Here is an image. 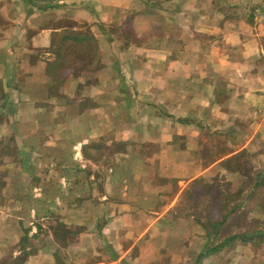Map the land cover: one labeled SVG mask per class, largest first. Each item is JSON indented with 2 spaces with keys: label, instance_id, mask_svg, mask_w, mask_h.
<instances>
[{
  "label": "crops",
  "instance_id": "1",
  "mask_svg": "<svg viewBox=\"0 0 264 264\" xmlns=\"http://www.w3.org/2000/svg\"><path fill=\"white\" fill-rule=\"evenodd\" d=\"M259 145L264 0H0V264H150L160 209Z\"/></svg>",
  "mask_w": 264,
  "mask_h": 264
},
{
  "label": "rangeland",
  "instance_id": "2",
  "mask_svg": "<svg viewBox=\"0 0 264 264\" xmlns=\"http://www.w3.org/2000/svg\"><path fill=\"white\" fill-rule=\"evenodd\" d=\"M91 47L94 48L95 44ZM95 51L96 49H92L90 55ZM107 149L111 151L113 147L104 151L107 152ZM110 163L107 161L104 164ZM230 165V176L196 178L187 185L183 184L182 187H185L176 206L170 211L160 209L165 224L160 223L150 237L151 244L155 245L157 253L159 252L158 258L150 264H264V234L252 236L251 239L247 236L245 241L232 240L219 251L199 258L206 243L211 242L209 244L214 245L228 235L238 232L251 234L258 229V232L264 233V182L254 185L259 182L261 176L264 178V145L240 152ZM101 182L102 180H98L97 185L100 186ZM174 186L176 187L175 183ZM225 215L224 224L212 232L213 224L222 220ZM166 220H169L170 224H167ZM57 221L54 213L44 220L47 236L53 223H56V226ZM58 227L60 226L57 225L56 228ZM78 228L83 233H95L97 237L107 235V232L101 233V225ZM209 233L213 234L210 238ZM144 237L147 238L146 235ZM99 241L91 243L90 247L87 243L78 246L83 255L79 257L81 263L92 251L90 249H93V252L103 251L104 247L108 249L101 238ZM60 244L66 245L65 241ZM46 245L50 253L56 243L48 236Z\"/></svg>",
  "mask_w": 264,
  "mask_h": 264
},
{
  "label": "trees",
  "instance_id": "3",
  "mask_svg": "<svg viewBox=\"0 0 264 264\" xmlns=\"http://www.w3.org/2000/svg\"><path fill=\"white\" fill-rule=\"evenodd\" d=\"M67 39H71L73 42H75V44L77 43L78 46L76 47L75 44L73 45H69L67 43H65L66 45H64L62 47V45L59 43V41L57 40L54 48H55V52H56V58L58 59V67H63V68H71L73 69V71H77L81 68V65L85 67V65L82 63V61L84 59L82 58L83 54H89L91 52L92 49H95L96 46L94 48L91 47V45L95 44V40L93 38L92 35H86V34H82V35H78V36H72L70 38L64 36L62 40H60V42H65ZM83 41H86L85 43H83ZM54 43V41H53ZM93 43V44H92ZM76 53V54H75ZM75 57L79 58L80 61L77 62L75 61ZM260 177V176H257ZM262 178H260L259 182H257L254 185H257L258 183H262L264 182V178L263 176H261ZM226 219V215L222 218V220L215 222L212 226V232L215 231V229H217L218 226L223 225L224 221ZM258 229H256V231H254L253 233L249 234V233H233L228 235L227 237H225V239H223L222 241H219L217 243H215L214 245H210L209 243L205 244L204 247V251L200 253L199 258L204 257L207 254H211L213 252L219 251L223 246H225V244L227 242H230L232 240L235 239H240L245 241L246 238H248L247 236H249V238L251 239L252 236H260L264 233H260L257 231ZM213 234L209 233L208 234V238H210ZM211 241V239H209Z\"/></svg>",
  "mask_w": 264,
  "mask_h": 264
}]
</instances>
